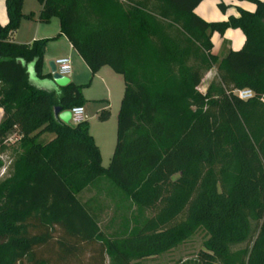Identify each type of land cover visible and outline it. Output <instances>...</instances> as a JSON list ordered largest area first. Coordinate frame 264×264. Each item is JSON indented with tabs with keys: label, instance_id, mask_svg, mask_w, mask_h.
Masks as SVG:
<instances>
[{
	"label": "trees",
	"instance_id": "trees-1",
	"mask_svg": "<svg viewBox=\"0 0 264 264\" xmlns=\"http://www.w3.org/2000/svg\"><path fill=\"white\" fill-rule=\"evenodd\" d=\"M36 1L39 22L59 20L51 39L65 36L91 76L111 68L124 92L103 167L87 120L55 115L83 106L90 81L37 86L32 77L52 81L43 72L51 39L14 42L21 20L34 15L23 14L24 0H5L0 153L10 132L20 135V151L0 181V264H135L199 230L203 249L175 264H264V0H238L254 10L210 22L194 11L203 0ZM228 29L242 32L243 46L218 58L211 37ZM240 89L253 97L239 99ZM91 190L131 210L113 233L101 231L92 201L80 199Z\"/></svg>",
	"mask_w": 264,
	"mask_h": 264
},
{
	"label": "crops",
	"instance_id": "crops-1",
	"mask_svg": "<svg viewBox=\"0 0 264 264\" xmlns=\"http://www.w3.org/2000/svg\"><path fill=\"white\" fill-rule=\"evenodd\" d=\"M126 1V0H120ZM37 2V1H36ZM31 0H24L23 2V14L28 15L33 13L32 19L23 18L20 22L19 28L13 33L12 40L20 44H30L35 39H51L59 33V20L57 18H52L48 23H41L38 21V14L41 9V5L37 2L36 5ZM222 3L227 6L224 12H221L218 8V4ZM237 8L244 9L246 11L252 12L255 8L254 4L248 1H238V0H203L196 8L195 13L205 21H223L227 20L229 16H237ZM8 22V17L5 8V0H0V25L4 26ZM214 36H217L219 41L215 45L213 43ZM213 44L212 53L218 58H222L229 50H239L244 43V36L239 29H228L222 37L217 33H214L211 37ZM218 48V49H217ZM59 57H68L71 64V72L66 76L68 82H73L74 84H82L84 82L90 81L88 86L92 84H97L100 89L99 96H88L86 94L85 98L88 101L98 100L97 105L93 109V112L89 114L90 118L85 116L84 119H89V132L93 137L95 144L97 145L100 154L101 162L103 159L111 158L113 150H109V147H105V155L103 154V148L99 142H97L96 137L92 133L90 121L97 117V113L102 111H108L111 109L113 112V95L120 90V97L122 95V90L124 88L123 79L120 75L113 72L108 66H103L99 71L91 76L90 70L79 56L77 51L71 46L67 38L63 35L58 36L55 39H51L47 42L44 49L43 58V72L50 73V65L53 64L54 60ZM54 65V64H53ZM214 70V75L208 77L207 85L204 88V92L210 81L214 78L216 73V67L212 68ZM211 69V70H212ZM210 70V71H211ZM209 71V72H210ZM208 73V72H207ZM51 74V73H50ZM206 75V74H205ZM32 81L39 87L47 90L55 89L57 84L49 80H35L32 77ZM122 85H119L121 84ZM124 92V91H123ZM202 92V91H201ZM84 114L85 111L88 112L87 105H83ZM109 113V112H108ZM2 117V110L0 109V120ZM109 117V115H108ZM91 119V120H90ZM112 151V152H111ZM107 153V154H106Z\"/></svg>",
	"mask_w": 264,
	"mask_h": 264
},
{
	"label": "rangeland",
	"instance_id": "rangeland-1",
	"mask_svg": "<svg viewBox=\"0 0 264 264\" xmlns=\"http://www.w3.org/2000/svg\"><path fill=\"white\" fill-rule=\"evenodd\" d=\"M31 1L35 3V4L32 3L33 5H36L37 3L36 0H31ZM218 41H219L218 37L214 36L213 43L216 45ZM212 75H214L213 69L210 72L206 73V75L203 77L201 84L199 85L200 91L204 92V88L207 85V79L208 77H211ZM63 77H66V76H63ZM88 79L86 82L82 84H87ZM119 85H122V83ZM121 90H122L121 97H120V90H118L116 94L114 90V95H113L114 98H113V103H112L113 112H115L114 115L111 116L112 111L111 109H109L108 110L109 117L107 119L100 120L99 118L100 113H97L96 118L92 120L90 119L92 133L96 137L97 142H99V144L101 145V148H103L102 152L104 155L106 151L104 146L109 147V150L110 148L111 150H114V146L116 142L117 114L119 110L120 100L123 96L124 88ZM86 94L88 96H94V97L99 96L100 89L98 88V85L94 83L92 84V86L91 85L86 86L82 90V96L85 99L84 105L86 104L87 109H88V112L85 111V114L83 115V117L90 116L89 114L93 112V109L95 108V105H97L96 103L98 101L97 99L95 101L94 100L88 101L85 98ZM64 113L67 115V120H64L63 117L62 118L60 117V120L64 121L65 123L72 124L70 111L68 110V111L61 112V116ZM84 120H87L89 124V119H84ZM19 151H20L19 143L18 141H14L12 143L10 142L9 144H6V148L0 153V157L3 163L2 166H5V172L0 173V181L7 178L11 174L12 163L14 160L15 153ZM109 162H110V157L106 159L104 158L103 163L101 162V165L103 167H107ZM80 199L83 202L87 200L92 201L90 206L93 208L94 218L97 220L100 226V229L104 234L113 233L115 230L119 229V226L122 225L123 223V218H128L131 212V210H129L126 206H122L116 209L113 201L105 198L102 195L97 194V192H95L94 190L83 192L80 195ZM149 215L150 213L147 212L146 216H149ZM205 238H206V235L204 231L199 230L188 241L179 245L175 249L168 251L164 254H161L159 256H156V257L140 260L136 262L135 264H175L178 261H183L187 259H195L198 256L199 252L203 249L202 243L205 240ZM241 247L242 246H239V248ZM88 255L89 253L87 251H85V253L82 255L81 260L84 263H86ZM105 264H108V258L105 259Z\"/></svg>",
	"mask_w": 264,
	"mask_h": 264
},
{
	"label": "built area",
	"instance_id": "built-area-1",
	"mask_svg": "<svg viewBox=\"0 0 264 264\" xmlns=\"http://www.w3.org/2000/svg\"><path fill=\"white\" fill-rule=\"evenodd\" d=\"M56 73L62 76H67L71 72V64L68 57H59L54 60L53 62ZM234 94L241 100H247L249 98L253 97V92L249 89H240L235 90ZM71 115V122L72 124H76L83 120L84 110L82 106H75L72 107L70 110ZM20 139V135H18L16 132H10L7 135V138L5 140V144H9L10 142L18 141ZM1 159V157H0ZM5 172V166H2L0 168V173Z\"/></svg>",
	"mask_w": 264,
	"mask_h": 264
},
{
	"label": "water",
	"instance_id": "water-1",
	"mask_svg": "<svg viewBox=\"0 0 264 264\" xmlns=\"http://www.w3.org/2000/svg\"><path fill=\"white\" fill-rule=\"evenodd\" d=\"M50 73H51V77H52V81L55 83V84H57V85H59V86H63V85H65V84H67L68 83V79L66 78V77H63V76H61V75H59V74H57L56 73V70H55V67H54V65L52 64V65H50ZM55 115L56 116H58L59 117V119H60V117L62 118L63 117V119L64 120H67V115L64 113L62 116H61V113H59V109H56L55 110Z\"/></svg>",
	"mask_w": 264,
	"mask_h": 264
}]
</instances>
